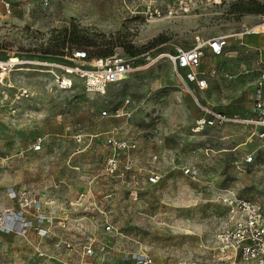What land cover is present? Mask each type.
<instances>
[{"label": "rangeland", "instance_id": "obj_1", "mask_svg": "<svg viewBox=\"0 0 264 264\" xmlns=\"http://www.w3.org/2000/svg\"><path fill=\"white\" fill-rule=\"evenodd\" d=\"M263 16L264 0H0V63L20 61L0 69V215L22 208L10 188L42 204L24 212L26 232H0V264H78L89 244L88 264H232L213 247L219 196L233 188L264 213V157L243 163L257 150L250 126L196 128L204 105L229 116L250 112L252 76L236 61L253 53L222 59L206 51L199 70L216 69L206 90H193L198 101L187 71L160 54ZM70 47L120 52L138 69L104 92L86 91L75 75L63 90L54 75L64 71L46 56ZM107 134L135 143L117 151L113 173L105 168ZM186 166L198 169L194 179L182 175ZM153 172L157 183L148 179ZM38 212L53 216L43 236Z\"/></svg>", "mask_w": 264, "mask_h": 264}, {"label": "built area", "instance_id": "obj_2", "mask_svg": "<svg viewBox=\"0 0 264 264\" xmlns=\"http://www.w3.org/2000/svg\"><path fill=\"white\" fill-rule=\"evenodd\" d=\"M208 1L217 3L227 0ZM262 19L261 23L245 27L234 34L205 38L197 35L188 48H177L173 52L161 53L160 56L167 57L176 70L187 71L186 79L193 84V88H187L198 101L193 94V90H206L208 87V76L212 77L215 73V68L209 70V74L199 70L205 52L208 51L216 57L222 56L225 54L231 38H236V40H239L238 44L243 45L242 38L245 35L264 33V16ZM257 26L262 27L259 30H255ZM62 58L64 61L52 62V65H58L64 71V75H54L58 87L63 90L72 86L71 75H75L82 80L86 91L98 92L108 84L122 81L128 74L138 69L131 61V58L120 52L96 56L89 55L83 49H72L69 51L66 48ZM19 62L10 59V61L2 63L0 69L6 72L10 71ZM253 64L254 66L251 69L256 73V77L250 93V112L229 116L204 105L200 108L207 115L197 120L196 128L222 125L228 122L252 127L251 135L257 139V150L255 155L252 152L242 157L244 164L254 163L257 158L261 159L264 157V56L262 49L257 48V56L254 58ZM64 78H67L70 83L64 84ZM181 79L184 81L182 77ZM24 93L26 94V92ZM101 115L106 116V112L102 111ZM117 115L118 113H116ZM43 139V137L36 139L32 146L33 150L41 149ZM107 142L112 146L113 152L107 157L105 168L107 172L113 173L117 170L119 163L117 151L122 148H134L135 143L116 139L111 134H107ZM154 158L156 157L154 156ZM182 175L194 179L198 175V169L186 166L182 168ZM148 179L151 183H157L160 179V174L153 172ZM7 195L10 199H17L22 208L17 211L7 210V213L0 215V232H26L32 223L27 219L24 212L32 208L40 210L42 206L40 200L36 197L30 198L26 192L14 191L12 188L7 190ZM219 202L224 206V211L219 217L220 222L213 235V247L219 259L221 261L230 260L232 264H264V213L261 203L254 198L239 195L233 188L226 189L220 194ZM37 215L36 219L39 222L37 223L38 227H36L37 234L40 236L46 235L48 233V229L45 228L46 221L50 223L53 216H45L41 212H38ZM106 228L108 229L110 226L107 225ZM103 249L104 247L101 246V250ZM93 254L94 249L91 245L85 246L84 259L78 264H88ZM117 264L127 263L120 261Z\"/></svg>", "mask_w": 264, "mask_h": 264}, {"label": "crops", "instance_id": "obj_3", "mask_svg": "<svg viewBox=\"0 0 264 264\" xmlns=\"http://www.w3.org/2000/svg\"><path fill=\"white\" fill-rule=\"evenodd\" d=\"M242 40H243V45H239L238 44L239 40H236V43L234 45L235 48H233V50L235 52L232 53V52L228 51V49L226 48L225 52H227V51L228 52L225 53L222 56H217V58L227 59L226 57H230V59H233V58L240 57V55L239 56L235 55L236 52L237 53H246L247 54L250 51L251 53H253V56L246 55L247 56L246 58H241V60L239 62L236 61L237 65H239V67H240L239 72L245 73V74H250V76H252V81L250 82V86H251L250 93H251L252 84H253V82L255 80V77H256V73L254 71H252L251 68H253V66H254V64H253L254 58L257 56V48H260V49L263 50V56H264V33L255 34V35H245L242 38ZM228 54H229V56H227ZM221 65H223V67L224 66H228V63L225 62V63H223ZM210 67H214V65L211 64ZM250 106H251V103H250ZM245 114H247V113H245Z\"/></svg>", "mask_w": 264, "mask_h": 264}, {"label": "trees", "instance_id": "obj_4", "mask_svg": "<svg viewBox=\"0 0 264 264\" xmlns=\"http://www.w3.org/2000/svg\"><path fill=\"white\" fill-rule=\"evenodd\" d=\"M243 1V0H241ZM69 51H71L72 49H81V47H75V48H67ZM64 55V51L62 50L61 53L59 54H56V55H49V56H46L48 57L47 60L51 61V62H55V61H64V59L62 58V56ZM104 55V54H103Z\"/></svg>", "mask_w": 264, "mask_h": 264}, {"label": "bare ground", "instance_id": "obj_5", "mask_svg": "<svg viewBox=\"0 0 264 264\" xmlns=\"http://www.w3.org/2000/svg\"><path fill=\"white\" fill-rule=\"evenodd\" d=\"M260 27H262V26H260ZM260 27L257 26V27L255 28V30H259ZM12 61H15V60L12 58ZM0 66H1V63H0ZM63 83L68 84L67 80H63ZM103 90H104V89H102L101 92H102ZM98 92H100V91H98ZM103 92H104V91H103Z\"/></svg>", "mask_w": 264, "mask_h": 264}]
</instances>
